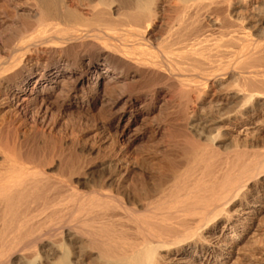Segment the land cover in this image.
Segmentation results:
<instances>
[{
	"label": "bare ground",
	"instance_id": "obj_1",
	"mask_svg": "<svg viewBox=\"0 0 264 264\" xmlns=\"http://www.w3.org/2000/svg\"><path fill=\"white\" fill-rule=\"evenodd\" d=\"M34 1L31 23L15 32L26 50L0 66L6 104L40 118L64 95L84 116L104 107L102 127L117 141L50 152L0 134V264H209L218 254L214 262L228 264L247 244L238 222L264 207L251 196L264 192L262 14L252 30L263 36L251 41L238 24L242 0H180L178 29L155 51L161 0ZM256 4L264 11V0ZM214 30L228 36L222 44H207ZM32 49L50 63L28 68ZM124 82L140 91L121 94ZM161 90L172 97L173 111L156 118L167 145L151 158L117 152ZM145 97L151 104L138 106ZM221 225L231 233L216 237Z\"/></svg>",
	"mask_w": 264,
	"mask_h": 264
},
{
	"label": "rangeland",
	"instance_id": "obj_2",
	"mask_svg": "<svg viewBox=\"0 0 264 264\" xmlns=\"http://www.w3.org/2000/svg\"><path fill=\"white\" fill-rule=\"evenodd\" d=\"M69 2L87 8L93 4L91 0H69ZM161 2L164 7L163 16L161 15V21L158 23L159 26L153 32L150 37V43H148L155 51H158V49L172 39L179 25L175 21L174 16L183 5L180 0H161ZM256 2H258V0H256ZM256 2L255 0H242V4H240L237 10L239 12L238 24H243L246 29L248 28L249 33H246L251 34V41H256L254 38L255 36L258 40V36L264 35H258L255 30H252L254 26L258 25L264 18V11H260ZM34 3V0H0V66L7 65L14 59L19 58L26 50L25 47L27 42L25 40H28V38L17 36L15 32L16 29L20 27L21 23H31L32 19H28L30 18L28 16V10H33L35 8ZM192 12L193 9H191L190 13ZM260 13L263 18H261ZM250 27L251 29L249 31ZM179 29L181 28L179 27ZM34 34L35 27L28 31L27 36H33ZM225 34L226 33L220 30L212 31L207 44H222L228 37ZM126 45H133V43L129 41ZM175 48H177V46H175ZM32 56L34 57L33 60L27 62L28 68L36 65L39 68H44L50 63L51 58L43 52H35L34 49H32ZM59 58V54H56L54 57V59ZM121 86V94H125L127 91H140L139 87L131 83L129 84V82H124ZM148 90H150V88H145L143 92H147ZM3 91L4 86L0 84V134L2 136L9 134L8 137L13 140L16 145L18 144V146L27 144L28 140L31 138L35 139L39 146L48 147L51 152L53 150L59 151L67 149L73 143L77 144V148L81 150L85 146L89 149L94 145H96L94 146L96 148L98 146L106 148L117 141L115 130L102 127V123L106 120L107 116L104 107L97 106L89 115L84 116V113L77 107H69L63 104V102L66 101V95H64L59 100H51L49 102L51 106L48 116L46 118H40L37 116L38 111L36 108L34 110V108L30 107L26 110L24 107L25 110L21 111L15 107H9L2 96ZM167 92L168 90L160 91L155 101L157 108L154 110L153 114L147 118H141L140 121H143L142 123L139 121L137 124L132 125L131 130L125 137L120 138L117 144V152L125 150L129 156L135 158H151L153 157L152 154L154 151L167 145V139L164 137L167 132V126L161 125L158 131V122H160V124L163 123L162 119L160 121L158 119V121L156 120L160 108L166 113L173 111V109L167 105L168 102L172 100V97L168 94L169 92ZM145 98L138 106L143 107L146 106V104H151L149 97ZM114 99L110 101L113 102ZM175 102V104L178 103V101ZM166 106L171 109L168 110ZM164 119L165 117H163V122ZM2 168L3 159L0 154V170H2ZM29 168L33 167L29 166ZM49 169L50 167L47 168V170ZM251 196H256L257 199L261 196L264 202V192L263 196L261 193H257L256 195L253 193ZM255 211L257 215L251 216L248 220H241L238 222L239 224H244L237 227L238 235L242 238H246L245 242L247 244L245 247V244L242 243L233 250V253L227 258L228 264H264V207H258ZM244 226H246L245 230ZM229 230L230 228H224V226L221 225L217 229V232L215 231V233H217L216 237H222L224 234L231 233V230ZM245 256H248V258L244 260ZM221 258L222 257L218 254L215 260L217 259V261H220ZM215 260H211L209 264H217V262H214ZM225 262L226 261L223 263Z\"/></svg>",
	"mask_w": 264,
	"mask_h": 264
}]
</instances>
